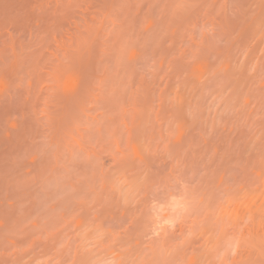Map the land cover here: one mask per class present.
Masks as SVG:
<instances>
[{"label": "clouds", "instance_id": "9594fccd", "mask_svg": "<svg viewBox=\"0 0 264 264\" xmlns=\"http://www.w3.org/2000/svg\"><path fill=\"white\" fill-rule=\"evenodd\" d=\"M0 264H264V0H0Z\"/></svg>", "mask_w": 264, "mask_h": 264}, {"label": "rangeland", "instance_id": "374dc122", "mask_svg": "<svg viewBox=\"0 0 264 264\" xmlns=\"http://www.w3.org/2000/svg\"><path fill=\"white\" fill-rule=\"evenodd\" d=\"M258 44H259V42L257 41L256 44L253 45V48L255 49L256 46H257ZM258 54H259V53L257 52V55H258Z\"/></svg>", "mask_w": 264, "mask_h": 264}]
</instances>
